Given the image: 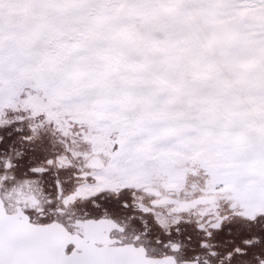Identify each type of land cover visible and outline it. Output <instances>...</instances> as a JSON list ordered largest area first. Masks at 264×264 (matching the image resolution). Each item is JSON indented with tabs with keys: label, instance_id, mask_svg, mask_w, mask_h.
I'll use <instances>...</instances> for the list:
<instances>
[{
	"label": "rangeland",
	"instance_id": "1",
	"mask_svg": "<svg viewBox=\"0 0 264 264\" xmlns=\"http://www.w3.org/2000/svg\"><path fill=\"white\" fill-rule=\"evenodd\" d=\"M0 80L264 181V0H0Z\"/></svg>",
	"mask_w": 264,
	"mask_h": 264
},
{
	"label": "flooded vegetation",
	"instance_id": "2",
	"mask_svg": "<svg viewBox=\"0 0 264 264\" xmlns=\"http://www.w3.org/2000/svg\"><path fill=\"white\" fill-rule=\"evenodd\" d=\"M0 200L99 247L172 264H264V181L253 170L152 149L127 121L27 82L0 80Z\"/></svg>",
	"mask_w": 264,
	"mask_h": 264
},
{
	"label": "water",
	"instance_id": "3",
	"mask_svg": "<svg viewBox=\"0 0 264 264\" xmlns=\"http://www.w3.org/2000/svg\"><path fill=\"white\" fill-rule=\"evenodd\" d=\"M68 243L75 248L66 251ZM78 249V250H77ZM0 264H172L133 246H96L61 225L32 224L5 211L0 200Z\"/></svg>",
	"mask_w": 264,
	"mask_h": 264
}]
</instances>
